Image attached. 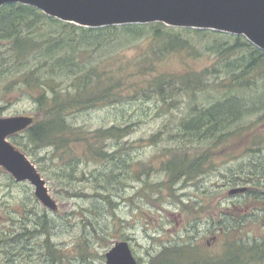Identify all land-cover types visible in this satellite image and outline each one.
I'll list each match as a JSON object with an SVG mask.
<instances>
[{
  "label": "rangeland",
  "instance_id": "374dc122",
  "mask_svg": "<svg viewBox=\"0 0 264 264\" xmlns=\"http://www.w3.org/2000/svg\"><path fill=\"white\" fill-rule=\"evenodd\" d=\"M137 50L139 46L135 53ZM127 53L135 54L134 50ZM198 53L193 57L199 69L218 62L216 54L203 46ZM183 60L184 56L171 54L158 68L177 72L183 68ZM219 68L209 75L211 82L225 78ZM252 85L248 94L260 97L264 78ZM214 89L197 93L194 102L199 106L212 102L218 96ZM15 96L0 99V118L37 119L34 102L22 96L16 100ZM192 102L187 96L168 105L143 99L67 116L71 128L89 131L85 136L97 128L129 126L125 137L102 141L104 150L115 153L106 159L92 156L82 141L60 150L27 145V153L9 136L45 180L53 207L35 196L31 182L16 181L0 166V264H52L44 243L47 238L64 254L53 264H106V252L121 240L129 242L139 264H152L165 246L189 244L205 256H214L227 241L239 246L243 241L264 239L260 210L264 205L249 199L246 191L230 193L233 188L249 186L241 178L264 164V149L261 145L251 147L249 139L254 132L264 135V105L233 126H245L239 135L221 143L217 138L199 143L177 137ZM258 128L261 130L256 131ZM181 151L191 161L203 153L207 158L199 173L169 182L162 163ZM258 189L264 190V181ZM219 220L228 225L224 231L216 230L222 228ZM214 235L217 237L212 239ZM246 264H264V260L250 259Z\"/></svg>",
  "mask_w": 264,
  "mask_h": 264
},
{
  "label": "trees",
  "instance_id": "16d2710c",
  "mask_svg": "<svg viewBox=\"0 0 264 264\" xmlns=\"http://www.w3.org/2000/svg\"><path fill=\"white\" fill-rule=\"evenodd\" d=\"M135 46H139L136 53ZM200 46L216 54L218 62L197 68L193 55H199ZM131 50L135 54L128 55ZM175 53L184 56L183 68L177 72L160 70L161 61ZM218 67L226 76L211 82L209 75ZM262 78L264 51L242 35L162 22L89 28L48 16L31 5L9 3L0 8V99L13 95H17L16 100L29 98L38 117L21 134L11 137L27 153V145L60 150L82 141L92 156L113 157L115 153L110 155L102 148V141L125 137L129 126L97 128L85 136L89 131L71 128L66 117L93 107L143 99L168 105L184 96L193 105L189 116L180 122L177 137L199 143L217 138L221 143L239 135L245 126H233L264 105V92L257 98L248 94L252 84ZM210 87L218 96L199 106L195 95ZM249 139L251 147L261 145L264 149L263 134L251 133ZM172 154L162 163L169 182L199 173L207 158L203 153L191 161L186 152ZM241 180L249 184L248 198L264 205V190L258 189L264 181V164ZM260 210L264 217V206ZM44 243L52 264L63 258L61 249L48 238ZM250 259L264 260V239L243 241L239 246L227 241L214 256H205L189 244L165 246L152 264H246Z\"/></svg>",
  "mask_w": 264,
  "mask_h": 264
},
{
  "label": "water",
  "instance_id": "95a60500",
  "mask_svg": "<svg viewBox=\"0 0 264 264\" xmlns=\"http://www.w3.org/2000/svg\"><path fill=\"white\" fill-rule=\"evenodd\" d=\"M31 5L48 16L89 28L162 22L172 27L208 29L242 35L264 51V0H0ZM26 116L0 118V166L16 181H29L35 196L53 207L45 180L35 165L8 137L29 127ZM247 187L230 190L243 193ZM106 264H137L129 242L116 241L105 254Z\"/></svg>",
  "mask_w": 264,
  "mask_h": 264
},
{
  "label": "flooded vegetation",
  "instance_id": "af4514ba",
  "mask_svg": "<svg viewBox=\"0 0 264 264\" xmlns=\"http://www.w3.org/2000/svg\"><path fill=\"white\" fill-rule=\"evenodd\" d=\"M258 209V208H257ZM217 214H215L214 216H216ZM223 215H224V219H225V213H223ZM214 222H215V220H214ZM216 223V222H215ZM219 223L221 224L222 222H221V220H219ZM235 226H236V224H234L233 225V227L232 228H235ZM221 227L222 228H216V230H219V231H224V229H226L225 227H228V225H227V223H225V221L221 224ZM229 228H231V227H229ZM217 236L216 235H214V236H212V239H215ZM224 248V247H223Z\"/></svg>",
  "mask_w": 264,
  "mask_h": 264
}]
</instances>
